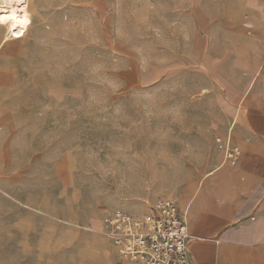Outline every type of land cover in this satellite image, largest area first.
<instances>
[{
    "label": "rangeland",
    "instance_id": "obj_1",
    "mask_svg": "<svg viewBox=\"0 0 264 264\" xmlns=\"http://www.w3.org/2000/svg\"><path fill=\"white\" fill-rule=\"evenodd\" d=\"M29 3L24 38L3 42L0 29L1 264L108 241L115 211L184 206L222 159L239 103L229 0Z\"/></svg>",
    "mask_w": 264,
    "mask_h": 264
},
{
    "label": "crops",
    "instance_id": "obj_2",
    "mask_svg": "<svg viewBox=\"0 0 264 264\" xmlns=\"http://www.w3.org/2000/svg\"><path fill=\"white\" fill-rule=\"evenodd\" d=\"M229 41L230 64L241 75L229 88L242 103L240 128L236 118L229 124L235 121L230 141L235 145L236 133L241 157L235 166L217 160L208 180L189 186L186 204H177L188 228V264H264V0H229ZM107 240L60 241L73 245L44 251L51 262L40 264H137ZM56 252L63 256L56 260Z\"/></svg>",
    "mask_w": 264,
    "mask_h": 264
},
{
    "label": "built area",
    "instance_id": "obj_3",
    "mask_svg": "<svg viewBox=\"0 0 264 264\" xmlns=\"http://www.w3.org/2000/svg\"><path fill=\"white\" fill-rule=\"evenodd\" d=\"M235 121L229 126L226 139L220 140L219 152L226 163L235 166L241 150L230 141ZM103 234L116 247L119 255L137 264H188V228L185 215L171 198L160 199L143 216L115 211L109 214Z\"/></svg>",
    "mask_w": 264,
    "mask_h": 264
},
{
    "label": "bare ground",
    "instance_id": "obj_4",
    "mask_svg": "<svg viewBox=\"0 0 264 264\" xmlns=\"http://www.w3.org/2000/svg\"><path fill=\"white\" fill-rule=\"evenodd\" d=\"M19 2H21V3H19ZM0 11H2L0 13L1 14V16H0V29L7 32V35L4 37L3 42L9 41V39L18 40V39L24 38L26 33L30 30V27L32 24V11H31V6L29 3V0H0ZM5 14H7L6 18L4 17ZM7 17H8V19H7ZM15 23L18 25H16ZM2 47H4V46H2ZM7 77H8V75H7ZM241 109H242V103H240V101H239L233 118L237 119L239 117ZM221 154H222V159H221L222 163H225L226 161L224 159V154L222 152H221ZM214 170L215 169L211 170L210 172H208L204 176H202V178L200 179V181L198 183L199 186H200V183H202L204 180H208V177L214 172ZM177 194H175V197L177 196ZM197 195H198V193H197ZM196 196H195V198H196ZM179 202L181 204H186V200H183V199H180ZM190 207H191V205H190ZM143 209H145V208H143Z\"/></svg>",
    "mask_w": 264,
    "mask_h": 264
}]
</instances>
